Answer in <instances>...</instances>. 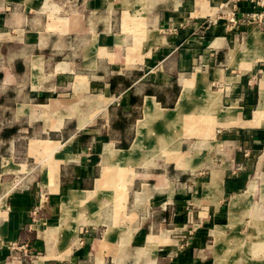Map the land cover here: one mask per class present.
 <instances>
[{"label": "crops", "instance_id": "1", "mask_svg": "<svg viewBox=\"0 0 264 264\" xmlns=\"http://www.w3.org/2000/svg\"><path fill=\"white\" fill-rule=\"evenodd\" d=\"M222 2L0 0V264H264V34Z\"/></svg>", "mask_w": 264, "mask_h": 264}, {"label": "built area", "instance_id": "2", "mask_svg": "<svg viewBox=\"0 0 264 264\" xmlns=\"http://www.w3.org/2000/svg\"><path fill=\"white\" fill-rule=\"evenodd\" d=\"M244 2L253 8L252 12L240 13L239 6ZM217 9L218 11L228 9V12L226 13L228 23H252L264 34V0H223ZM236 14L239 15L236 16ZM216 19H219V17H216ZM211 21L214 22L213 19Z\"/></svg>", "mask_w": 264, "mask_h": 264}, {"label": "rangeland", "instance_id": "3", "mask_svg": "<svg viewBox=\"0 0 264 264\" xmlns=\"http://www.w3.org/2000/svg\"><path fill=\"white\" fill-rule=\"evenodd\" d=\"M256 31V30H255ZM258 33V32H257ZM260 35V34H259ZM262 38H264V36L263 35H260ZM258 43H260V44H262L261 42H253V43H251L252 44V48L250 47V48H248L247 47V49L245 50V52H244V54H243V59L244 60H246V61H251V59L253 58V57H260L259 58V60H264V56H262V52H261V50L262 49H259V48H263L264 49V47L263 46H257L258 45ZM262 45H264V44H262ZM257 47H259V48H257ZM257 53H258V56H257ZM233 56H234V54L233 53H230V57L231 58H233ZM257 61V60H256ZM170 121V120H169ZM152 123H142L141 125H140V129H139V131H138V135H137V137H138V140H137V138H136V140H137V143L136 144H134L133 146H132V149H137L138 147H140L141 146V142H140V134L142 133L141 131L143 130L144 131V129H147V128H149L150 127V125H151ZM145 125V126H144ZM154 139H157L156 137L154 138ZM256 154H253L252 155V158H253V165H254V162L256 161ZM251 158V159H252ZM261 161H264V157L263 158H261ZM253 172V168L251 167V173ZM95 206H96V204H94ZM92 206V205H91ZM90 206V207H91ZM78 208V207H77ZM97 209L96 210H94L93 209V211H92V215H96L97 214ZM78 212L79 211H77V210H75L74 211V214H75V216H77L78 217ZM259 225V224H258ZM248 228H240L239 230H240V232L241 231H243L242 233H240L239 234V238L238 237H235V235H234V239H233V242H234V244H241L242 242H243V244L245 245V243H247V244H251V242L250 241H248V239H247V237L249 236V235H246L247 233H245V230H247ZM255 245H261V244H259V243H256ZM183 245H178L177 246V250H174L172 253H170L169 254V256L170 257H175L176 255H178L180 252H181V250H182V247ZM257 248H258V246H257ZM258 251V250H257ZM260 252H262V250L260 251ZM256 252L254 253V255H252V256H249L250 258H254V259H256L257 257H256ZM25 255L27 256V257H29L30 255H28V253L26 252V250H25ZM31 256H33V255H31ZM256 257V258H255Z\"/></svg>", "mask_w": 264, "mask_h": 264}, {"label": "bare ground", "instance_id": "4", "mask_svg": "<svg viewBox=\"0 0 264 264\" xmlns=\"http://www.w3.org/2000/svg\"><path fill=\"white\" fill-rule=\"evenodd\" d=\"M247 39V38H246ZM249 41H250V44L253 43V42H261L262 44H264V38H262L258 33L257 31H252L249 35ZM250 48V47H249ZM260 57H253L251 59V61H255V60H259ZM264 84V83H262ZM263 89V88H262ZM145 126V125H144ZM161 142V141H160Z\"/></svg>", "mask_w": 264, "mask_h": 264}]
</instances>
